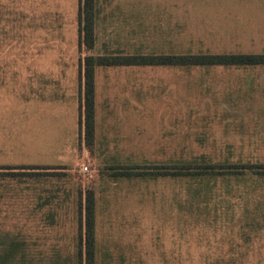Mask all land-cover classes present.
<instances>
[{
  "label": "rangeland",
  "instance_id": "obj_1",
  "mask_svg": "<svg viewBox=\"0 0 264 264\" xmlns=\"http://www.w3.org/2000/svg\"><path fill=\"white\" fill-rule=\"evenodd\" d=\"M80 3L0 0V264H86L88 199L93 264H264V64L96 66L89 140L80 87L87 55L264 53V0H94L89 49Z\"/></svg>",
  "mask_w": 264,
  "mask_h": 264
},
{
  "label": "trees",
  "instance_id": "obj_2",
  "mask_svg": "<svg viewBox=\"0 0 264 264\" xmlns=\"http://www.w3.org/2000/svg\"><path fill=\"white\" fill-rule=\"evenodd\" d=\"M94 0H81L80 8L78 12L79 24H80V42L85 45L86 48H92L94 43V11H93ZM158 60L148 56H140L137 59L134 57L125 56L122 58H116L115 56H93L87 55L83 58L82 66V97L84 100V130L88 137L91 139L94 129V68L99 65H116V64H264V53L258 54H206V55H188L186 58H180L182 60H175L173 58L166 59L163 57H157ZM81 62V61H80ZM204 156L193 158L194 160L201 159L203 162H194L195 166L192 167V162H188L185 165L184 171H179L178 175H193L199 173H192L193 170L198 166L202 168L204 174L220 176L225 175V171H215V168L219 166L205 162ZM205 162V163H204ZM224 168V167H221ZM170 172V171H169ZM175 172V171H174ZM201 172V171H200ZM176 174V173H172ZM203 175V173H201ZM206 175V176H207ZM88 207V219L86 220V231H85V246H86V264H93V222L91 218V208L89 206V199L86 208ZM4 251V248H3Z\"/></svg>",
  "mask_w": 264,
  "mask_h": 264
},
{
  "label": "built area",
  "instance_id": "obj_3",
  "mask_svg": "<svg viewBox=\"0 0 264 264\" xmlns=\"http://www.w3.org/2000/svg\"><path fill=\"white\" fill-rule=\"evenodd\" d=\"M80 170L83 172V173H87V172H89V167H88V165L87 164H84V163H82V164H80Z\"/></svg>",
  "mask_w": 264,
  "mask_h": 264
},
{
  "label": "crops",
  "instance_id": "obj_4",
  "mask_svg": "<svg viewBox=\"0 0 264 264\" xmlns=\"http://www.w3.org/2000/svg\"><path fill=\"white\" fill-rule=\"evenodd\" d=\"M83 82V81H82ZM82 85V83H81ZM80 85V87L82 88V86ZM49 104V103H48ZM50 105V104H49ZM44 155V154H43ZM11 245H15L13 242L10 243Z\"/></svg>",
  "mask_w": 264,
  "mask_h": 264
}]
</instances>
